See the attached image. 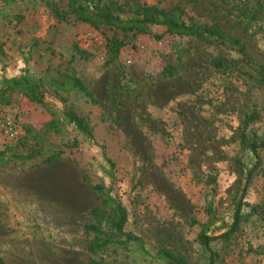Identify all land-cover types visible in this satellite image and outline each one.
I'll use <instances>...</instances> for the list:
<instances>
[{"label": "rangeland", "instance_id": "rangeland-1", "mask_svg": "<svg viewBox=\"0 0 264 264\" xmlns=\"http://www.w3.org/2000/svg\"><path fill=\"white\" fill-rule=\"evenodd\" d=\"M69 0L0 2V90L25 79L41 101L20 90L2 96L15 138L0 133V257L6 264H115L151 262L135 245L92 256L90 211L103 185L127 213L125 231L148 251L173 250L190 264H208L199 236L224 233L244 186L235 161L255 159L240 147L248 134L264 136V0H143L182 8L188 24L221 37L124 33L55 10ZM131 15L127 0H114ZM121 43L117 53L112 42ZM223 59L226 67H215ZM72 79L80 80L85 91ZM72 110L93 131L86 139L69 124ZM37 151L34 158L22 157ZM62 151L57 163L45 164ZM245 197L246 223L229 239L211 242L218 264H264V150ZM215 211L208 222L206 209ZM253 209H252V208Z\"/></svg>", "mask_w": 264, "mask_h": 264}, {"label": "trees", "instance_id": "trees-1", "mask_svg": "<svg viewBox=\"0 0 264 264\" xmlns=\"http://www.w3.org/2000/svg\"><path fill=\"white\" fill-rule=\"evenodd\" d=\"M17 1V0H16ZM1 3L9 4L15 2V0H0ZM124 5H129V12L131 15H125L121 13V6L114 0H69L66 5V9L54 11V17L59 21H66L68 16H73L75 20L88 24L94 29H99L101 26L117 29L124 33H135L140 35L151 34L152 27L161 28V33H154V37L158 39L162 38L165 34L188 36L194 38L206 39L210 44L220 45L219 40L214 39L218 35V32L212 27L204 26L198 28L192 24H188L184 19V12L181 7L175 6L170 9L157 8L155 6L147 5L143 0H127ZM121 43L116 41L112 42L113 52L117 53ZM232 61H225L223 59H215L213 64L215 67H226L231 64ZM233 64L237 62H232ZM256 77L264 81V66L258 65L255 69ZM22 85L20 86V83ZM73 85L81 90L85 91L84 86L80 80L72 79ZM15 86H20V90L29 98L37 101L42 100V94L37 91L39 85H29V82L23 78L19 80H13ZM7 87L4 90H0V104H2V96L7 92L14 91L17 87ZM65 120L74 126L82 135L92 141L93 131L88 126L87 122L78 116L72 110L64 112ZM252 117L248 116L244 121V128L240 132V147L241 149L250 154L255 159V164L251 168H247L241 161H235L238 171L243 176L244 186L241 190V196L234 206V210L231 216V221L227 226L224 233L217 236H208L204 233L200 234V244L204 247L205 251L209 254L208 264H218L221 262L220 254L211 249V242L217 239H229L238 233L243 223H246L247 215L244 214V208L249 207L248 203H245V197L252 183L253 178L256 176L258 169H261L260 164V151L264 150V136H257V134H248L245 132V128L250 122ZM38 154L37 151L31 152L25 157L24 160L34 158ZM63 152L58 151L52 153L45 159V164L57 163L63 158ZM95 191L100 192L102 199L100 205L90 211L91 223L86 225V231L92 234V239L87 245V251L90 255L96 256L102 254L112 247L118 246L127 248L128 245H135L140 253L149 258L151 262H160L161 264H190L189 261L181 255L175 253L173 250L166 248H159L156 251H148L143 245V241L125 231V224L127 222V213L124 206L116 201L107 189L101 185H95L92 187ZM252 208V207H251ZM253 209V208H252ZM206 215L208 222H214L215 211L209 206L206 209ZM0 264H6L0 257ZM88 264H115L114 260L105 261L104 259L96 260L91 259Z\"/></svg>", "mask_w": 264, "mask_h": 264}, {"label": "built area", "instance_id": "built-area-1", "mask_svg": "<svg viewBox=\"0 0 264 264\" xmlns=\"http://www.w3.org/2000/svg\"><path fill=\"white\" fill-rule=\"evenodd\" d=\"M0 133L4 134L10 139L15 138L17 135V129L10 115H0Z\"/></svg>", "mask_w": 264, "mask_h": 264}]
</instances>
